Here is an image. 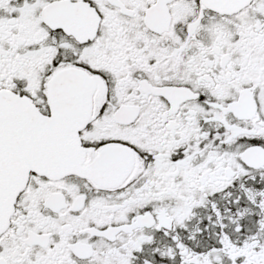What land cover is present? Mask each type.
I'll return each mask as SVG.
<instances>
[{
    "label": "snow or ice",
    "instance_id": "6c2138e0",
    "mask_svg": "<svg viewBox=\"0 0 264 264\" xmlns=\"http://www.w3.org/2000/svg\"><path fill=\"white\" fill-rule=\"evenodd\" d=\"M0 264H264V0H0Z\"/></svg>",
    "mask_w": 264,
    "mask_h": 264
}]
</instances>
